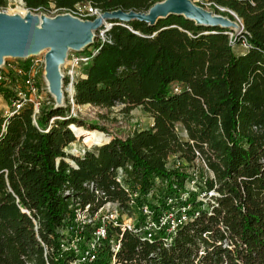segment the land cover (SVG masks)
Here are the masks:
<instances>
[{
  "label": "trees",
  "instance_id": "obj_1",
  "mask_svg": "<svg viewBox=\"0 0 264 264\" xmlns=\"http://www.w3.org/2000/svg\"><path fill=\"white\" fill-rule=\"evenodd\" d=\"M78 1L129 10L157 0H24L34 10ZM214 1L241 18L243 50L234 49L242 38H230L231 27L171 13L154 23L111 18L105 39L94 36L75 51L88 58L73 79L74 103H122L124 111L140 105L151 116L148 126L124 138L101 129L99 145L71 153L76 136L98 126L87 128L72 114L68 96L65 105L42 104L36 114L31 102L10 114L0 108V264H70L92 236L87 225L76 247L69 245L72 201L91 213L106 202L130 214L147 204L157 213L189 178L166 166L168 156L192 161L195 151L213 173L212 202L203 207L191 193L190 219L171 241L162 231L148 239L139 213L134 229L109 231L120 234L116 252L104 240L87 263L110 264L114 255L119 264H264V0ZM23 79L0 80L7 104Z\"/></svg>",
  "mask_w": 264,
  "mask_h": 264
},
{
  "label": "built area",
  "instance_id": "obj_2",
  "mask_svg": "<svg viewBox=\"0 0 264 264\" xmlns=\"http://www.w3.org/2000/svg\"><path fill=\"white\" fill-rule=\"evenodd\" d=\"M22 1V0H20ZM195 2L194 0H192ZM197 4L201 6H217L214 0H196ZM59 9V8H57ZM67 10L68 13L80 15L84 18L93 19L100 15L104 9L93 4L90 1H78L72 7L62 8ZM60 9V10H62ZM110 20H103L102 25L95 30L93 36H98L102 39L106 38V30L111 26ZM233 33L230 32V38ZM246 45V43L244 42ZM88 58L85 54H78L75 51L70 52L69 49L66 53V57L63 63H65L66 70L61 72L63 76L68 78V89L70 90L68 98L70 103H74L73 100V79L77 75V69L83 61ZM26 59V64H18L14 61H3L0 65V80L12 83V81L18 80L19 77H23L24 87L18 85L15 86V98L7 104L4 108L5 114H10L18 108L22 107L28 102L32 103L33 114L39 112L41 104L38 99L35 98L38 91V78L41 69L45 67V56L30 55ZM65 73V75H64ZM166 166L169 168H180L188 174V179L185 181V190L176 194L167 195L163 199V203L159 207V211L156 213L151 210L147 204H143L136 207L133 213H129L126 209H123L115 202H106L100 206L94 212H89V205L83 207L77 200L70 203L72 209L73 218L66 224V231L72 234L71 245L76 247L78 241H80L81 232L87 225L92 228L91 238L88 239L86 247L80 251V257L70 262V264H88L95 258V253L100 244L104 240H109L111 249L116 252L119 248V236H115L109 233L114 228H119L121 231L125 229H134L136 227L137 214L142 213L145 217L143 224L138 228L139 230H145L146 237L152 238L157 232L162 231L164 233V240L171 241L172 234L178 226L183 225L190 219L189 211L191 204L188 201V197L191 193H194L200 205L207 207L217 192L215 187H208L207 183L210 179H213V173L208 168L205 161L200 157L198 151H195V156L192 161H187L177 155H169ZM119 178L123 176L122 170H119ZM96 193L98 191H95ZM138 192L134 191L131 195L130 204L135 207V198ZM151 193L149 192L148 196ZM114 236V237H113ZM88 262V263H87ZM110 264H119L114 255L111 258Z\"/></svg>",
  "mask_w": 264,
  "mask_h": 264
},
{
  "label": "water",
  "instance_id": "obj_3",
  "mask_svg": "<svg viewBox=\"0 0 264 264\" xmlns=\"http://www.w3.org/2000/svg\"><path fill=\"white\" fill-rule=\"evenodd\" d=\"M27 8L29 12L24 16L0 12V64L2 54L27 55L46 48L45 76L49 81L48 90L57 94L55 101L58 105L61 104L63 77L59 65L64 62L69 48L78 50L93 40L94 31L102 25L103 20L138 18L154 23L158 18L174 13L182 14L198 24L237 26L230 17L215 13L192 0H159L146 11L122 8L104 10L93 19H82L68 12L47 16ZM227 10L237 17L233 10ZM72 87L74 90L73 83Z\"/></svg>",
  "mask_w": 264,
  "mask_h": 264
},
{
  "label": "rangeland",
  "instance_id": "obj_4",
  "mask_svg": "<svg viewBox=\"0 0 264 264\" xmlns=\"http://www.w3.org/2000/svg\"><path fill=\"white\" fill-rule=\"evenodd\" d=\"M194 1L197 2L196 0ZM23 4L25 5L24 0L22 1L7 0V2L4 5H0V12H4L9 15L20 14L21 10L25 9V7H23ZM145 5L146 4H144L143 7L139 9L137 8L136 10L146 11L148 8H145ZM117 8L118 7L116 8L114 7V9H117ZM204 8L210 9L215 13L229 17L226 14L216 12L212 6L205 5ZM218 8L221 10L229 9L222 5H220ZM107 10H113V9H107ZM32 11L37 12V13H43L47 16H54L57 14L67 13V10H64V9L60 10V9L53 7L52 5L48 9H37V10L32 9ZM76 16L84 19V17L80 15H76ZM109 20L110 19H107V21ZM232 20L235 23H237V26H232L231 28L233 31H230V32L236 33L240 38H242L240 43H236L234 45V49L236 51H241L245 48V44H244L245 40L243 39V37H241L242 36L241 31L243 29L242 20L238 16ZM76 50L77 49L69 48L70 52H74ZM46 51L47 49L44 48V49H41L37 53H31L27 55H22V54L15 55V54L6 53L3 55L2 62L4 60L17 62V60H24V58H27L30 55H37V56L43 57ZM59 69H60V72H63V71L65 72L66 70L65 63H61L59 65ZM80 69L81 67L79 66L77 69L78 70L77 72H80ZM64 79H65V76L62 77V85H61V88H62L61 104L62 105L66 104L67 100L65 97L68 96L70 92V90L68 89V84H65ZM35 98L40 101L41 105L42 104L50 105V104L56 103L53 94L48 90V81L45 76V67H44V72L42 68L39 74L38 91L36 93ZM6 105L7 103L5 99L0 94V108H5ZM122 106H123L122 103H116L112 105L111 107L99 106V105H94L90 103H83V104L70 103V112H72V114L76 115L78 118L83 120L87 128L90 125L91 126L96 125L98 126V128H91L96 131L88 130L87 132L79 136H76V140L68 146L67 150L71 153H77L81 151L83 148H90L92 147V145H99V143L102 141V138H103V134L100 133V132H103L101 129H104V131L110 135H117V136L124 138L133 129L143 128V126L149 125L151 121V116L148 112H146L142 108V106L137 105L128 111L122 110ZM177 128L182 134V136L184 137L183 126L180 123H177ZM69 244L71 245V241H69Z\"/></svg>",
  "mask_w": 264,
  "mask_h": 264
},
{
  "label": "bare ground",
  "instance_id": "obj_5",
  "mask_svg": "<svg viewBox=\"0 0 264 264\" xmlns=\"http://www.w3.org/2000/svg\"><path fill=\"white\" fill-rule=\"evenodd\" d=\"M23 6L25 7V9H22L21 10V13H20V15H22V16H24V15H26L28 12H29V9L23 4ZM24 13V14H23ZM233 26V25H232ZM3 55L4 54H2V57H3ZM47 81H48V79H47ZM48 83H49V81H48ZM53 94V96H54V98H56L57 97V94L54 92V93H52Z\"/></svg>",
  "mask_w": 264,
  "mask_h": 264
},
{
  "label": "crops",
  "instance_id": "obj_6",
  "mask_svg": "<svg viewBox=\"0 0 264 264\" xmlns=\"http://www.w3.org/2000/svg\"><path fill=\"white\" fill-rule=\"evenodd\" d=\"M143 128H144V126H143Z\"/></svg>",
  "mask_w": 264,
  "mask_h": 264
}]
</instances>
